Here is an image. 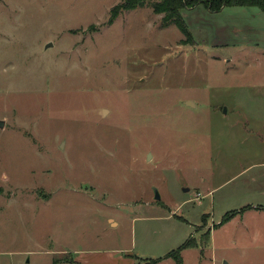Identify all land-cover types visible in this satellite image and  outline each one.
Wrapping results in <instances>:
<instances>
[{
  "label": "rangeland",
  "instance_id": "374dc122",
  "mask_svg": "<svg viewBox=\"0 0 264 264\" xmlns=\"http://www.w3.org/2000/svg\"><path fill=\"white\" fill-rule=\"evenodd\" d=\"M120 1L0 0V264H264V12Z\"/></svg>",
  "mask_w": 264,
  "mask_h": 264
},
{
  "label": "trees",
  "instance_id": "16d2710c",
  "mask_svg": "<svg viewBox=\"0 0 264 264\" xmlns=\"http://www.w3.org/2000/svg\"><path fill=\"white\" fill-rule=\"evenodd\" d=\"M145 1L148 0H121L115 5L110 15V19L115 17L114 10L123 11L131 10L136 7H141ZM198 4L204 5L208 10L212 12H218L222 8L227 6H256L264 12V0H159V3L152 5V9L155 13L163 12L164 25L174 24L184 36H189L190 32L186 27L184 20L180 14L184 8H191ZM228 216H223L221 222L226 221ZM195 242H191L189 239L181 244L178 248L169 251L164 257H171L176 264H181V251L188 247H194ZM161 258L148 259L145 264H155ZM60 261L54 260L53 264H57Z\"/></svg>",
  "mask_w": 264,
  "mask_h": 264
},
{
  "label": "crops",
  "instance_id": "0c3cea01",
  "mask_svg": "<svg viewBox=\"0 0 264 264\" xmlns=\"http://www.w3.org/2000/svg\"><path fill=\"white\" fill-rule=\"evenodd\" d=\"M168 253V252H167ZM166 253V254H167ZM165 254V255H166ZM164 255V256H165ZM159 258V257H158ZM161 259H163V258H169V257H160ZM171 258V257H170ZM161 259L158 261V262H160L161 261ZM158 262H156L155 264H157ZM57 264H82L80 261H79V259H77V258H74V256H73V259H70V260H64V261H60V262H58ZM131 264H133V262L131 263Z\"/></svg>",
  "mask_w": 264,
  "mask_h": 264
},
{
  "label": "water",
  "instance_id": "95a60500",
  "mask_svg": "<svg viewBox=\"0 0 264 264\" xmlns=\"http://www.w3.org/2000/svg\"><path fill=\"white\" fill-rule=\"evenodd\" d=\"M51 43H47L46 46H50ZM189 104H192L191 102H188ZM4 122L0 120V127H3ZM155 199H159V195L157 191H155Z\"/></svg>",
  "mask_w": 264,
  "mask_h": 264
}]
</instances>
